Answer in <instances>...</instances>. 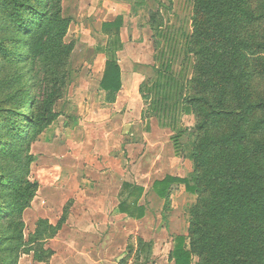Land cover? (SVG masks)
I'll return each mask as SVG.
<instances>
[{"label":"rangeland","instance_id":"1","mask_svg":"<svg viewBox=\"0 0 264 264\" xmlns=\"http://www.w3.org/2000/svg\"><path fill=\"white\" fill-rule=\"evenodd\" d=\"M61 4L63 14L71 18L65 41L75 44L61 70L64 84L53 106L58 115L24 144L21 162L16 163L23 166L29 160L26 176L38 183L23 214L32 251L23 253L18 264H175L171 256L175 238L187 234L189 208L197 195L175 184L169 198L162 199L153 183L167 174L186 177L193 171L196 116L183 105L184 83L194 70L193 55L187 50L193 0H61ZM152 15L158 28L150 26ZM120 16L123 44L116 54L123 86L116 100L108 102L101 80L114 55V38L102 24ZM10 25L0 0V105L17 118L14 111L27 97L34 98L36 113L43 110L47 87L43 83L38 90L13 98L28 81L16 83L24 66L14 63ZM166 60L174 72L171 80L158 70ZM51 62L50 58L37 62L42 77ZM159 99L170 108L165 117ZM0 133L10 137L1 127ZM5 156L0 153L1 170L14 164ZM124 182L144 187L140 198L144 217L120 212ZM61 220L56 231L49 227Z\"/></svg>","mask_w":264,"mask_h":264},{"label":"trees","instance_id":"2","mask_svg":"<svg viewBox=\"0 0 264 264\" xmlns=\"http://www.w3.org/2000/svg\"><path fill=\"white\" fill-rule=\"evenodd\" d=\"M3 2L14 26L15 48L10 51L14 63L24 66L16 83L28 81L13 98L38 90L43 83L47 87L46 104L39 113L33 97L16 108L17 118L0 105V127L10 136L6 139L0 133V153L14 161L0 169V264H18L23 253L32 251L23 214L38 183L26 176L29 160L23 166L16 163L21 162L24 144L58 115L53 106L64 84L61 70L75 43L65 41L71 18L63 14L61 0ZM153 16L152 29L159 26ZM123 23L120 16L102 24L114 38V55L101 80L108 102L116 100L123 86L116 54L123 44ZM192 27L187 50L193 55L194 70L184 83L183 105L196 116L193 171L186 177L167 174L153 183L162 199L169 198L175 184L197 195L189 208L188 232L176 236L171 256L175 264H264V0H193ZM43 58L52 60L44 77L37 65ZM158 70L166 80L174 75L168 60ZM140 90L149 97L143 87ZM158 102L167 116L170 108ZM122 189L120 212L144 217L146 208L140 203L144 187L124 182ZM62 223L49 227L56 231Z\"/></svg>","mask_w":264,"mask_h":264}]
</instances>
